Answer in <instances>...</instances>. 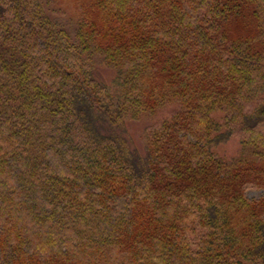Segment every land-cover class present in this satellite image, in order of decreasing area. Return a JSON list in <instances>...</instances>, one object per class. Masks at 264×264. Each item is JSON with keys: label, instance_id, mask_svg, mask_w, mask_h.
<instances>
[{"label": "trees", "instance_id": "1", "mask_svg": "<svg viewBox=\"0 0 264 264\" xmlns=\"http://www.w3.org/2000/svg\"><path fill=\"white\" fill-rule=\"evenodd\" d=\"M252 191L264 0H0V264H264Z\"/></svg>", "mask_w": 264, "mask_h": 264}, {"label": "rangeland", "instance_id": "2", "mask_svg": "<svg viewBox=\"0 0 264 264\" xmlns=\"http://www.w3.org/2000/svg\"><path fill=\"white\" fill-rule=\"evenodd\" d=\"M100 74L104 76L107 79L111 78V72L106 70V69H100ZM220 114H216L218 117ZM163 116V114L157 115L155 118L151 120H143V121H135V122H130L129 125V133L132 139L138 144H141V134L143 133L145 127L150 123L154 122L155 120L160 119ZM241 151V144L239 141V138L234 136L232 137L229 141H227L224 144H221L219 147L216 148V152L219 155L225 156V157H234L238 155ZM263 191H252L250 192L251 197H258L260 196Z\"/></svg>", "mask_w": 264, "mask_h": 264}]
</instances>
